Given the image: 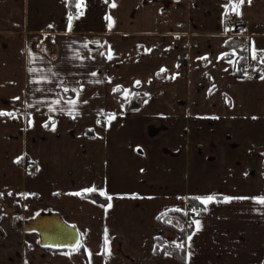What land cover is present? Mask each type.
I'll return each mask as SVG.
<instances>
[{"label": "crops", "instance_id": "1", "mask_svg": "<svg viewBox=\"0 0 264 264\" xmlns=\"http://www.w3.org/2000/svg\"><path fill=\"white\" fill-rule=\"evenodd\" d=\"M234 3L0 0V264H264V71L234 76L224 28L262 56L264 0ZM208 196L191 240L160 224ZM41 214L78 243L40 246Z\"/></svg>", "mask_w": 264, "mask_h": 264}, {"label": "trees", "instance_id": "2", "mask_svg": "<svg viewBox=\"0 0 264 264\" xmlns=\"http://www.w3.org/2000/svg\"><path fill=\"white\" fill-rule=\"evenodd\" d=\"M232 2H237L238 0H231ZM106 3L109 2V0H105ZM74 1L69 2V9L70 12L74 9ZM243 31V26L237 27L234 32L236 34H241ZM243 42H245V38L243 36H233L231 37L226 43L225 48L228 51H233L236 56V64H235V72L234 76L237 78H244L240 72L236 70V67L239 65L241 67H245L247 64V57L249 56V52L247 50L246 45H242ZM256 58L253 59V62L256 64V66L259 68L260 71H258L256 74H254V78H259L263 75L262 70H264V53H262V56L256 55ZM224 59H231L232 56L229 54H225L223 56ZM253 58V57H252ZM64 95L69 96L70 93H64ZM196 209V213L200 214V217L197 216L196 213L192 212V209ZM187 213V215H185ZM204 215V206L200 203L199 200L195 198H188L187 199V205H186V211L185 212H177V211H171L165 214H162L160 218L158 219L160 224L166 227H169L170 229L174 230L179 234V236L184 239L186 236H189L194 228L193 221L199 220ZM171 221L168 223L167 221ZM172 222H175L173 224ZM163 241L161 239L156 240V247L154 250V253L156 255H163L168 254L174 257L178 262L183 263L184 262V250L182 247L178 248H169L166 249L163 247ZM182 245V244H181Z\"/></svg>", "mask_w": 264, "mask_h": 264}, {"label": "water", "instance_id": "3", "mask_svg": "<svg viewBox=\"0 0 264 264\" xmlns=\"http://www.w3.org/2000/svg\"><path fill=\"white\" fill-rule=\"evenodd\" d=\"M139 105L131 103L129 110H137ZM22 229L24 232H36L39 244L45 248L70 249L78 243L76 230L53 214H41L36 218L26 221Z\"/></svg>", "mask_w": 264, "mask_h": 264}, {"label": "built area", "instance_id": "4", "mask_svg": "<svg viewBox=\"0 0 264 264\" xmlns=\"http://www.w3.org/2000/svg\"><path fill=\"white\" fill-rule=\"evenodd\" d=\"M73 12H75V9L73 10ZM239 26H243V21L240 18L234 16H227V18H225L224 28L225 31L227 29L226 33L229 34L231 37L242 36L241 34H236L234 32V30ZM242 45H246L245 42H243ZM236 70L240 72L244 78L253 77L254 74H256L259 71L256 64L253 62V58L250 55L247 57L246 66L241 67L238 65L236 67ZM23 169L27 176L32 177L38 174L37 165L31 161H25L23 163ZM197 216L200 217V214H198Z\"/></svg>", "mask_w": 264, "mask_h": 264}, {"label": "snow or ice", "instance_id": "5", "mask_svg": "<svg viewBox=\"0 0 264 264\" xmlns=\"http://www.w3.org/2000/svg\"><path fill=\"white\" fill-rule=\"evenodd\" d=\"M243 2H244V0H239V3L231 4V6H230V7H231V10H232V11H235L236 14L239 15V4H241V3H243ZM80 6H81L80 4H77V5H76L77 8H79ZM112 6L114 7L115 5L113 4ZM227 12H228V9H226V13H225L226 18H227ZM69 27H71V24H69ZM226 31H227V29H226ZM109 58H111V57H109ZM255 58H256V57H255V54L253 53V59H255ZM229 62H231V61H229ZM30 71H33V70L30 69ZM161 71H163V69H162ZM93 75H95V73H93ZM138 83H139V82L137 81V84H138ZM118 90H119L118 88H117V89H114V91H118ZM71 103H75V101H72ZM0 115H4V113H0ZM111 118H113V117H110L109 119H111ZM98 123H99V121H98ZM46 126H47V125H46ZM37 170H39V169H37ZM86 191H96V189H87ZM100 194H101V195H105V193L102 192V191L100 192ZM78 195H79V193H78ZM110 199H111V197H109V200H110ZM195 199L199 200L201 204H204V205L206 206L209 202H211V201L214 200V197H213V196H208L207 198L196 197ZM230 199H231V198H229V197H225V200H226V201H227V200H230ZM240 199H243V197H241ZM256 202H257V203H260V204H264V196H262V197L256 199ZM108 207H111V205L109 204ZM176 211H179V209H177ZM204 211H207V207L204 208ZM192 212L196 213V209L193 208V209H192ZM196 214L198 215V213H196ZM165 215H166V213H165ZM185 215H187V213H185ZM159 218H160V217H158V219H159ZM167 222L170 223L171 221L169 220V221H167ZM193 223H195V224L197 225V230H199V221H198V220H194ZM188 239L191 240V236H189ZM107 245H108V237H107V230H105V244H104V249H105V253H106V254H110V253H108ZM177 247H182V245H177ZM77 250H78V249H77ZM166 254H167V253H166Z\"/></svg>", "mask_w": 264, "mask_h": 264}, {"label": "rangeland", "instance_id": "6", "mask_svg": "<svg viewBox=\"0 0 264 264\" xmlns=\"http://www.w3.org/2000/svg\"><path fill=\"white\" fill-rule=\"evenodd\" d=\"M258 70H259V68H258ZM260 71V70H259ZM262 71H264V70H262ZM129 107H130V105H129ZM129 109V108H128Z\"/></svg>", "mask_w": 264, "mask_h": 264}, {"label": "flooded vegetation", "instance_id": "7", "mask_svg": "<svg viewBox=\"0 0 264 264\" xmlns=\"http://www.w3.org/2000/svg\"><path fill=\"white\" fill-rule=\"evenodd\" d=\"M133 103V102H132ZM136 103V102H135ZM131 105V104H130Z\"/></svg>", "mask_w": 264, "mask_h": 264}]
</instances>
